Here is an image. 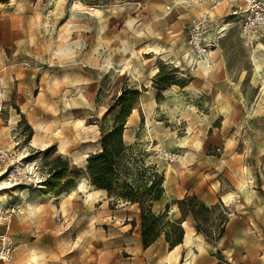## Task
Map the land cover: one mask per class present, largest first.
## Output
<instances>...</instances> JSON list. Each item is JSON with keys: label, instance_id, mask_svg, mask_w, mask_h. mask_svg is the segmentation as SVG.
Wrapping results in <instances>:
<instances>
[{"label": "rangeland", "instance_id": "rangeland-1", "mask_svg": "<svg viewBox=\"0 0 264 264\" xmlns=\"http://www.w3.org/2000/svg\"><path fill=\"white\" fill-rule=\"evenodd\" d=\"M244 6L0 0V197L8 198L0 232L12 238L13 264L165 259V236L144 250L140 226L131 223L137 209L111 205L86 177L87 160L100 150L102 130L113 127L124 90L140 94L124 140L145 151L137 162L156 166L164 177L154 211L174 222L181 218L176 202L201 185L217 196L229 193L233 200L216 204L214 228L229 217L223 250L236 249L241 264H264V35L246 44ZM206 14L207 26L196 31L194 22ZM194 35L214 43L212 56L191 52ZM169 81L176 84L162 86ZM58 155L81 175L69 192L47 194L48 163ZM186 222V232H197ZM179 254L184 260L187 249Z\"/></svg>", "mask_w": 264, "mask_h": 264}, {"label": "trees", "instance_id": "trees-1", "mask_svg": "<svg viewBox=\"0 0 264 264\" xmlns=\"http://www.w3.org/2000/svg\"><path fill=\"white\" fill-rule=\"evenodd\" d=\"M159 72V70H158ZM161 72L157 73L158 77ZM171 81L162 84L163 87L175 85ZM140 94L138 91L124 90L116 99L115 106L119 114L110 130H102L98 140L100 150L91 154L87 160L86 177L92 187L107 194L111 205H126L135 207L138 219L131 221L133 226H140L141 243L144 250L151 248L158 240L165 236L169 250L183 245L186 230L183 224L192 220L199 235L213 243H218L226 232L229 223L228 215H223L221 224L216 227L217 205L207 206L197 195L186 196L176 202L181 214L177 221L168 220L166 214H157L154 206L165 193L163 188L164 177L160 175L156 166H147L137 162L136 154H144L142 149L128 146L124 140V132L132 112L140 109ZM31 135L33 130L29 127ZM52 148L46 153L49 158L55 153ZM49 176L47 194L66 193L74 187V181L80 177V172L72 166L70 160L58 155L49 163ZM75 174L71 175V171ZM166 209H169L167 205ZM220 253V251H219Z\"/></svg>", "mask_w": 264, "mask_h": 264}, {"label": "built area", "instance_id": "built-area-1", "mask_svg": "<svg viewBox=\"0 0 264 264\" xmlns=\"http://www.w3.org/2000/svg\"><path fill=\"white\" fill-rule=\"evenodd\" d=\"M231 3L232 10L240 8V3H244V9L241 11V26L240 30L247 45L259 36L264 35V0H226ZM237 10L233 15H237ZM209 16L206 14L203 18H199L194 22L196 31H199L207 26ZM192 44V45H191ZM191 52L203 57L212 56L214 43H208L201 35L192 36L190 42ZM190 48V47H189ZM21 212V211H20ZM11 213L7 212L6 220L10 219ZM13 241L8 232H0V264H13L14 255Z\"/></svg>", "mask_w": 264, "mask_h": 264}, {"label": "crops", "instance_id": "crops-1", "mask_svg": "<svg viewBox=\"0 0 264 264\" xmlns=\"http://www.w3.org/2000/svg\"><path fill=\"white\" fill-rule=\"evenodd\" d=\"M211 68L212 67L210 65L209 69H207L206 71L204 70V71L207 73H210ZM145 86H147V85L145 84ZM64 148L65 147L62 148V146H61V149L64 150ZM219 186H220V184L218 186H215L214 190L217 191ZM208 190H210V189L205 187V186H202V185L200 186L199 189L196 190V195L198 196V198L203 203H205L207 206H210V207L215 206L217 203L220 202V200H222V202H226V201L230 202L227 199L229 196H231L229 193L225 194L224 196L223 195L217 196L214 193V191H208ZM30 210H32V209L30 208ZM175 210L179 211V209L177 207ZM191 222H192V220H191ZM184 224H185V226L183 225V227H186L188 223L185 222ZM232 233L234 234V232H232ZM189 234L191 236V242L189 245H186L185 244L186 236ZM181 248L187 249V254H186V257L184 258V260H181V258H180L179 251ZM193 248L196 250V252H193ZM223 248H226L225 247V235L222 237V239L218 243L210 244L206 241L204 235L203 236L199 235L197 232H192V233L186 232L183 245L176 247L175 248L176 250L175 249L173 250L174 252H176L175 259L169 257L170 253H174V252L168 251L165 259L160 260V264L161 263H163V264H165V263L166 264H184L186 262H188L189 264H218L219 260L217 258V255H219V254L221 256H224V259L226 261L230 262V264H234L236 261L239 264H241V262H243L241 257H240V254L238 253V251L236 249L224 251L225 249L223 250ZM219 251H220V253H219Z\"/></svg>", "mask_w": 264, "mask_h": 264}, {"label": "bare ground", "instance_id": "bare-ground-1", "mask_svg": "<svg viewBox=\"0 0 264 264\" xmlns=\"http://www.w3.org/2000/svg\"><path fill=\"white\" fill-rule=\"evenodd\" d=\"M147 50V49H146ZM161 50H162V48H161ZM147 51H149V50H147ZM155 52H156V54H159L158 52H159V48H157V46H156V49L154 50ZM155 52H152V53H155ZM162 52V51H161ZM163 53V52H162ZM130 126H131V122H128L127 123V125H126V130H125V132H124V138H126V136H127V132H128V129L130 128ZM228 201H231V200H233L234 199V196L233 195H231V196H229L228 198ZM7 202H8V198L7 197H5V196H2V197H0V213L3 211V207H5V205L7 204ZM241 205V204H240ZM184 226H185V224H183ZM202 241V240H201ZM190 242H191V236H190V234L189 235H187L186 236V242H185V244L186 245H189L190 244ZM176 250V249H175ZM174 252V251H173ZM30 253H32V252H30ZM169 257L170 258H174L175 259V257H176V252H174V253H170V255H169ZM33 258V257H32ZM168 258V257H167ZM33 261H35V258H33L32 259ZM171 262V261H170ZM161 264H163V263H161ZM184 264H189L188 262H186V263H184Z\"/></svg>", "mask_w": 264, "mask_h": 264}]
</instances>
